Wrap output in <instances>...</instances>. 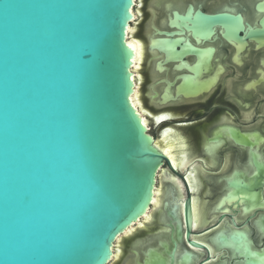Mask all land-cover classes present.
<instances>
[{
	"label": "water",
	"instance_id": "1",
	"mask_svg": "<svg viewBox=\"0 0 264 264\" xmlns=\"http://www.w3.org/2000/svg\"><path fill=\"white\" fill-rule=\"evenodd\" d=\"M134 5V0H0V264H108L116 238L152 206L160 168L191 193L185 172H176L153 146L130 101L133 52L126 28ZM189 19L190 11L174 12L169 25L201 38L217 24L225 34H237L241 22L200 11ZM156 34L166 37L150 45L165 55L156 67L162 73V65L183 52L176 53V32ZM185 68L193 79L158 81L163 89L156 102L165 106L180 95L190 99L200 93L203 83L196 78L204 70L198 64ZM230 136L238 142L232 131ZM261 181L251 186L233 181L230 192L240 195L237 203H252ZM182 218L188 244L209 252L189 239L191 197L183 201ZM243 235L220 236L218 242L234 245L238 263L264 264V249L250 252ZM170 242L167 264L174 263L177 248L175 239ZM160 247L139 251L145 256L137 264H161L154 255L162 256Z\"/></svg>",
	"mask_w": 264,
	"mask_h": 264
},
{
	"label": "flooded vegetation",
	"instance_id": "2",
	"mask_svg": "<svg viewBox=\"0 0 264 264\" xmlns=\"http://www.w3.org/2000/svg\"><path fill=\"white\" fill-rule=\"evenodd\" d=\"M139 4L141 6L137 8ZM139 4L136 2L134 5L136 14L131 24H136L134 34H142L137 38L145 42L146 51L150 52L153 40L166 38L157 35V30L165 33L176 32L173 36V39L178 40L176 53L183 52V55H180L176 61L162 65L164 69L169 68L172 72L171 77L164 72L165 75L162 78L172 79L176 76L180 78L176 84H180L183 81L181 75L192 79L194 77L185 67H192L196 64L201 66L204 72L196 80L203 83V87L199 90L200 93H196L195 97L189 99L188 104L202 106L204 111L197 113L198 118L206 116L211 109L216 116V120L210 123L211 126L206 125L207 135L201 139L198 148L195 142L197 162L204 158L207 163L204 164L206 174L199 175L202 183L200 194L207 202V209L204 227L199 230L191 229L189 239L199 242L195 239L208 234L205 241L210 243V240L216 236L218 226L222 224L231 233L242 231L247 235L243 231L245 229L249 233L247 237L250 240L249 251L261 252L264 249V34L257 35L253 32L264 30V0H142ZM188 11H190L191 19L196 11H200L209 16L226 14L239 17L241 22L237 34H225L226 28L217 24L211 27V33L203 34V37L199 38L182 26L178 27L176 24V28H172L169 25V19L173 17L174 12L176 15L185 16ZM184 25L191 26L188 22ZM188 50L200 52H186ZM162 55L163 58L151 64L153 70L159 62L164 61L165 55L163 53ZM206 55H209L207 60H205ZM180 97L185 99L181 95ZM176 128L184 134L187 133L182 127ZM230 131L236 134L238 142L231 138ZM216 134L222 140V146L216 157L210 160L206 153V144L212 143L208 140ZM187 135L195 139V136ZM216 144L218 143L209 145L213 148ZM187 171L189 172L190 168L183 172L186 174ZM256 179L262 181L253 190V193L258 194L255 201L237 203L235 208L233 204L230 206L227 202L221 206V202L231 191L229 185L233 181L239 180L251 186L250 184ZM206 186L209 187V191L203 195L202 189ZM184 194L182 203L178 206H182L186 197L193 199L192 193L188 194L184 190ZM179 195L176 192V201L178 197L182 198ZM221 216L224 218L219 222ZM176 217L174 239L177 248L173 264H241L236 261V254L228 247V249L224 248L222 257L220 256L216 262H213L214 257L211 253L209 254L210 250L208 252L206 249H196L190 246L185 239V226L179 209ZM250 217L251 219L247 221ZM162 225L158 223V226ZM231 233L222 235L228 237ZM161 237L156 238L155 242L153 240L151 249L158 247ZM167 238L169 251H171L173 247L170 242L171 235ZM151 245L145 244L144 250L147 251ZM124 248L128 251L127 247ZM159 251H163L162 246ZM144 256L141 253L138 256L132 254L129 261L138 258L142 263ZM128 257L130 255L125 252L122 262L128 260ZM162 257L169 261L167 254L162 253Z\"/></svg>",
	"mask_w": 264,
	"mask_h": 264
},
{
	"label": "bare ground",
	"instance_id": "3",
	"mask_svg": "<svg viewBox=\"0 0 264 264\" xmlns=\"http://www.w3.org/2000/svg\"><path fill=\"white\" fill-rule=\"evenodd\" d=\"M136 1L141 2L142 0H134L135 4H136ZM140 6L141 4L137 5V8H139ZM130 14H131V21H133L135 18V14H136L134 8L130 12ZM135 25H132L130 23L127 25V28H126L127 45L133 52L132 60H131L132 68L130 69V72H131V79H132L134 88H133L132 95L130 96V101L136 113L138 114L142 125L144 126V128L146 129L148 133V130H149L148 121L145 118V116L142 114V112L145 111L143 107L144 99L149 105L153 106L156 109H162V108H166L169 106H175L178 103L188 104L190 100L182 99L180 97L178 100H176L174 104L173 103L167 104L165 106H162L160 103L156 102V99L158 98V96L160 95L163 89V84L155 85L154 84L155 81L157 79L162 78L165 75V73L168 77H171L172 72L169 70V68L165 70V73L164 72L159 73L158 71H155L156 69L153 70L151 64L153 65V63L156 60L163 58V55L159 54L156 51V49H151L150 52L146 51L145 42L142 39L134 36V33L136 32ZM144 68L148 69V78L150 79L145 95L141 93V90H140L141 89L140 84L145 81V77L142 74V71ZM154 93L156 96L154 98H151L150 96ZM154 116H155L154 118H155L156 124H159V125L171 119L170 113H166V112L157 113ZM171 126H174V127H169V126L162 127L160 131V135L157 139H154L152 135H150L149 133L148 134L151 136L150 140L152 141L153 146H157V150L161 152L162 154H164L169 159L170 164L175 171L183 172L185 170H189L190 168V171L185 174V179L189 186L190 192L193 194V199H191L192 201V229L199 230L202 227H204V223L206 219V209H207V202L204 201L205 198L201 196L200 194L202 183L199 179V175L206 174V170H205L206 166H204V164H207V163L205 162L204 159H199V161L197 162L198 158L195 154L196 146H195V143L193 142L194 139L191 136L184 134L183 131H181L179 128H176V127H182V126L176 125V124L171 125ZM184 126L185 125H183V127ZM219 136H220V133H219ZM216 142H218V146L216 147L212 148V146L209 145V144H213ZM209 144H206V153L208 154L211 160L216 157V154L219 148L221 149L222 140L218 138L215 142H212ZM200 161L202 162V164ZM156 176L157 177L155 180L153 195L150 200V202L152 203V206L146 207L142 214L143 217L138 219V221H136L134 225L131 224L129 227H127L126 230L123 232V234L119 235L116 238L115 242L113 243V250L111 252V256L109 258L111 260L109 261L108 264H116L119 262L121 264H130L129 260H131L132 254H134L131 252L134 251L136 254L140 255L139 251H144V247L142 249L140 247H142V245L145 246V244L146 245L152 244L153 240L156 239L157 235H161L162 237L159 239H161V241L165 243H167V239H168L167 236L169 235H171V237L174 239L175 225H174V222L171 216L175 214L174 215L175 219H177L176 213L178 209H179L180 214H182L181 213L182 206L181 205L178 206V204L182 203L183 196H185L184 186L182 182L178 178H176V176H174L165 167H163V169L160 168ZM202 191H203V195L207 194V192L209 191V187L206 186V188L202 189ZM176 192H178L181 195L179 196L182 197V198L178 197L177 201H176ZM238 197H240V195L234 196L230 192L223 199L221 206L227 202L228 205L231 206L233 204L232 206L234 208L237 207L236 205L237 201L235 200ZM176 206H177V209H176ZM154 213H156V216H157L155 220H154ZM157 223H160L163 225L160 227L156 225ZM243 231H245V233H247L246 236L249 237V233L245 229ZM227 233H231V232H229V230L227 229L225 225L220 224V226H218V231L216 232V236L212 238V240H210V243L205 241L207 239L208 234L203 235V236L201 235L195 240L201 242L205 246L208 245L207 247L209 248L211 255L214 257L213 262H216L217 259H219L220 256L224 254V251H223L224 248L228 247L232 249V252H234L235 254V251H234L235 247L228 240H227L228 242L222 243L223 245L217 242L218 236H224L222 234L226 235ZM137 234L145 235V237L148 239L138 238ZM151 234H153V236ZM225 237L228 238L227 236ZM166 246L168 247V250H169L170 247L168 243L166 244ZM124 247H127L128 251H126ZM149 248H152V247H149ZM125 252H127V254L130 255V257H128L127 258L128 260H126L125 262H122L125 256ZM136 254L134 255L136 256ZM188 262L189 261H187V263Z\"/></svg>",
	"mask_w": 264,
	"mask_h": 264
},
{
	"label": "rangeland",
	"instance_id": "4",
	"mask_svg": "<svg viewBox=\"0 0 264 264\" xmlns=\"http://www.w3.org/2000/svg\"><path fill=\"white\" fill-rule=\"evenodd\" d=\"M136 2H137V4L140 3V1H136ZM140 35H142V34H134L135 37H139ZM142 74L145 77V81L140 84V88H141L140 90H141V93H143L145 95L146 90L148 88L149 81H150V79L148 78V69L144 68L142 71ZM181 78L184 79V77H181ZM162 80L165 81V78H160V79L156 80L155 85L158 84V81H162ZM152 96L154 97L155 93L152 94ZM168 96H171V92L168 93ZM211 99H213V98H211ZM143 107H144L145 111L142 112V114L145 116V118L148 121V128H149L148 133L150 135H152V137L154 139H157L159 137L162 127H166V126L174 127V126H171L174 124L181 125L182 129L185 132H187L186 135L190 134V135L195 136V139L193 142L194 143L196 142L197 148L199 147V144L201 143V139H203V137L207 135L206 134L207 133V126L208 127L211 126L210 123H212V121L216 120V116H214L212 109H211V111H209V113L206 116H201V118H198V116H196L197 113L204 111L202 106H200L198 104H188L187 105L186 103H184V104L179 103V104H176L175 106H169V107L162 108V109H156L153 106L149 105L144 99ZM161 112L170 113L171 119L168 120L167 122L159 125V124H156L154 115L157 113H161ZM214 123H216V121ZM183 125H185V126L183 127ZM216 143H218V142H216ZM216 146H218V144H216ZM198 153H199V151H198ZM201 159H204V158H201ZM160 185H161V183H160ZM154 217H156V213H154ZM156 225L158 226V223ZM137 235H138V238L148 239L145 237V235H140V234H137ZM151 235L153 236V234H151ZM158 237H161V235L156 236V238H158ZM242 237L246 238L245 240H246L247 244L249 245L250 240L247 238V236L244 234ZM154 242H155V240H154ZM159 244L163 247V253L169 255L170 252L166 246V243L163 241H159ZM154 255H156L159 258V262L161 264H167V262L171 263V259L168 261V260L162 258L161 254L154 253ZM118 264H120V262ZM130 264H137V259L136 258L133 259L130 262Z\"/></svg>",
	"mask_w": 264,
	"mask_h": 264
}]
</instances>
